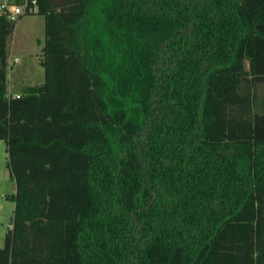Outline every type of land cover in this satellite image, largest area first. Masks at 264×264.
I'll return each mask as SVG.
<instances>
[{
    "label": "trees",
    "instance_id": "16d2710c",
    "mask_svg": "<svg viewBox=\"0 0 264 264\" xmlns=\"http://www.w3.org/2000/svg\"><path fill=\"white\" fill-rule=\"evenodd\" d=\"M36 3L18 95L0 12V264H264V0Z\"/></svg>",
    "mask_w": 264,
    "mask_h": 264
},
{
    "label": "rangeland",
    "instance_id": "374dc122",
    "mask_svg": "<svg viewBox=\"0 0 264 264\" xmlns=\"http://www.w3.org/2000/svg\"><path fill=\"white\" fill-rule=\"evenodd\" d=\"M14 28L6 40L7 82L9 94L43 81L44 68L41 64L44 42V16L26 13L17 16ZM17 58V59H15ZM247 67V61H244ZM12 91V92H10ZM252 110H264V83L253 86ZM20 92V91H18ZM15 191V181L10 175L6 143L0 139V246L4 245L5 234L12 226L14 202L7 197Z\"/></svg>",
    "mask_w": 264,
    "mask_h": 264
},
{
    "label": "built area",
    "instance_id": "2783aa9c",
    "mask_svg": "<svg viewBox=\"0 0 264 264\" xmlns=\"http://www.w3.org/2000/svg\"><path fill=\"white\" fill-rule=\"evenodd\" d=\"M36 8V0H31V2L24 0L20 3L9 0L0 1V12L5 14L6 17L10 20L15 19L17 16L25 14L26 12H34L36 11ZM12 95H18V93H14Z\"/></svg>",
    "mask_w": 264,
    "mask_h": 264
},
{
    "label": "crops",
    "instance_id": "0c3cea01",
    "mask_svg": "<svg viewBox=\"0 0 264 264\" xmlns=\"http://www.w3.org/2000/svg\"><path fill=\"white\" fill-rule=\"evenodd\" d=\"M8 80V79H7ZM22 89H20V90H17V91H13V93H20V92H18V91H21ZM8 91H9V86H8ZM10 92H12V91H10Z\"/></svg>",
    "mask_w": 264,
    "mask_h": 264
}]
</instances>
